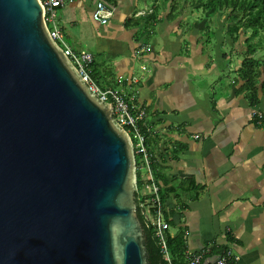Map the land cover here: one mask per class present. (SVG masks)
Wrapping results in <instances>:
<instances>
[{"label":"crops","instance_id":"crops-1","mask_svg":"<svg viewBox=\"0 0 264 264\" xmlns=\"http://www.w3.org/2000/svg\"><path fill=\"white\" fill-rule=\"evenodd\" d=\"M168 1L110 0L106 24L92 18L96 0L70 1L57 8L60 30L75 50L93 52L95 72L147 109L148 147L169 188V230L186 236L182 264L225 247L241 264H264V125L255 123L264 90L252 105L241 89L244 35L233 40L225 11L209 24L210 10L174 11ZM147 17L146 30L138 21ZM92 41L94 50L75 46Z\"/></svg>","mask_w":264,"mask_h":264},{"label":"water","instance_id":"water-1","mask_svg":"<svg viewBox=\"0 0 264 264\" xmlns=\"http://www.w3.org/2000/svg\"><path fill=\"white\" fill-rule=\"evenodd\" d=\"M136 192L130 135L41 2L0 0V264H149Z\"/></svg>","mask_w":264,"mask_h":264},{"label":"built area","instance_id":"built-area-1","mask_svg":"<svg viewBox=\"0 0 264 264\" xmlns=\"http://www.w3.org/2000/svg\"><path fill=\"white\" fill-rule=\"evenodd\" d=\"M43 7L46 25L51 37L63 48L65 55L75 65L82 78L88 83L92 92L104 102L112 105L115 121L125 127L134 145L137 159V170L143 169L146 175L145 187L142 195L145 199L141 201L140 207L143 213L151 219L156 226V234L159 238L161 249L165 259L173 264L169 252L166 230L170 228V222L165 218L163 201L161 197L162 186L157 182L155 169L153 168V154L149 150L147 143V133L150 127L146 124L147 109L139 103L134 96L126 95L123 91L107 87L103 88L92 78L87 66L94 58L93 52L88 49L75 50L64 39L63 34L56 23L57 8L67 2L74 0H39ZM115 8L105 0H96L92 10V18L101 24L109 22L113 16ZM142 12H139L140 15ZM49 23L53 26L50 27ZM63 42V46L59 43ZM257 123L264 125V112H257ZM139 159V162H138ZM211 250L193 254L186 264H241L240 257L231 247H227L220 252L213 262L209 261Z\"/></svg>","mask_w":264,"mask_h":264},{"label":"trees","instance_id":"trees-1","mask_svg":"<svg viewBox=\"0 0 264 264\" xmlns=\"http://www.w3.org/2000/svg\"><path fill=\"white\" fill-rule=\"evenodd\" d=\"M107 3L111 4L110 0H105ZM160 1V0H157ZM173 10H177L182 4H188L191 0H171ZM194 0H192L193 2ZM203 4L205 10H210L211 13L217 11H227L228 21L230 26L228 32L234 41L238 40L242 35L244 39L242 42L247 43L245 51L242 53L241 65L238 68L239 76L244 80L242 84V90L247 91L250 103L256 105L259 103V90L260 88L264 90V59L255 57L258 54V49L263 47V43L260 44L261 38L258 44L254 46L252 39L259 36V34L264 36V0H195ZM183 6V7H184ZM153 20L150 17L146 19H140L138 23L146 27V30L153 25ZM247 29H252L249 32ZM264 41V39H263ZM262 41V42H263ZM94 55V54H93ZM96 59L89 62L87 68L95 80V82L101 85L103 88L112 87V79L108 78L107 75L98 74L95 72V67L97 65ZM114 88V87H113ZM120 90V89H119ZM122 91V90H121ZM127 95V94H126ZM264 122V118H263ZM255 123H257V115L255 116ZM151 136V131L147 133V143ZM139 162V159H138ZM153 168L155 169V176L157 182L160 183L161 173L159 167L153 162ZM146 175L145 172H141V169L137 170V210L139 217L145 228V233L147 236V248L149 252V264H170L168 260L165 259L164 253L161 249L159 238L156 234V226L152 223L151 219L148 218L142 211L140 203L145 199V195H142V189L145 187ZM161 184V183H160ZM167 191L169 188H162L161 197L163 201L164 215L169 221L168 213L166 210V200ZM170 222V221H169ZM171 224V223H170ZM166 237L169 247V252L171 256V261L173 264H182L187 250L186 236L183 230L178 231L176 234H171L170 230H166ZM226 249V247H225ZM224 249V250H225ZM187 263V262H186Z\"/></svg>","mask_w":264,"mask_h":264},{"label":"rangeland","instance_id":"rangeland-1","mask_svg":"<svg viewBox=\"0 0 264 264\" xmlns=\"http://www.w3.org/2000/svg\"><path fill=\"white\" fill-rule=\"evenodd\" d=\"M165 1H166V0H165ZM168 2H171V0H169ZM203 6H204V5L201 4V2H199V1H195V0L192 2V0H191L188 4H186L185 8H195V9H197V8H204ZM202 11H203V10H202ZM223 11H225V10H223ZM223 11H219V12H223ZM209 12H210L209 14L205 13V15L208 16V20H209V24H210L211 20L213 19V15H214L216 12H215V13H211V11H209ZM194 15L197 16V12H196V10L194 11ZM224 16H225V18H226V17L228 18V12H227V11L224 12V15H223L222 17H224ZM56 23H57L58 27L60 28V11H59V10H57ZM49 26L52 27L53 24H52V23H49ZM247 30H248L249 32H251L252 29H247ZM225 32H227L226 28H225ZM260 38H261V42H260V44L263 43V45H264V41H263L264 36L261 35V34H259V36H257L256 38L252 39V43H253L254 46L256 45V43L258 44L257 41H259ZM262 41H263V42H262ZM59 43L63 46V42H62L60 39H59ZM240 44H241L240 46H241V48H242V53H243V52L245 51V47H246V44H247V43H245V42H240ZM75 46H80V47H90L91 49H93V41H92L91 43L77 44V45H75ZM93 50H94V49H93ZM239 50H240V49H239ZM260 52H261V54H260ZM242 53L240 52V55H243ZM255 57H257V58H259V59H261V58L264 59V46H263V47H260V49H258V54H255ZM141 65H142V63L139 64V62H138L137 67H136V70H137V72H138L139 74L143 71L142 68H141ZM146 66H147V65H146ZM141 172H143V169H141Z\"/></svg>","mask_w":264,"mask_h":264}]
</instances>
